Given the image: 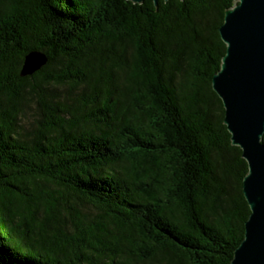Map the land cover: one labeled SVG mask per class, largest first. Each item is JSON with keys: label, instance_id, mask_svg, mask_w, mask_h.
<instances>
[{"label": "trees", "instance_id": "16d2710c", "mask_svg": "<svg viewBox=\"0 0 264 264\" xmlns=\"http://www.w3.org/2000/svg\"><path fill=\"white\" fill-rule=\"evenodd\" d=\"M234 4L0 0V264H230L248 164L212 77Z\"/></svg>", "mask_w": 264, "mask_h": 264}, {"label": "water", "instance_id": "95a60500", "mask_svg": "<svg viewBox=\"0 0 264 264\" xmlns=\"http://www.w3.org/2000/svg\"><path fill=\"white\" fill-rule=\"evenodd\" d=\"M219 31L226 52L212 87L223 102L231 142L248 164L242 190L250 214L230 264H264V0H235ZM46 61L44 54L31 51L21 76L33 74Z\"/></svg>", "mask_w": 264, "mask_h": 264}]
</instances>
